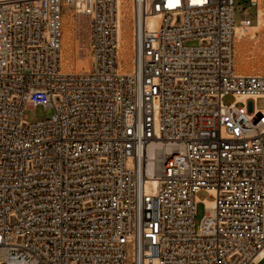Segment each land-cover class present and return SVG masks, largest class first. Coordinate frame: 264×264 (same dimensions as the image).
<instances>
[{
    "label": "built area",
    "instance_id": "built-area-1",
    "mask_svg": "<svg viewBox=\"0 0 264 264\" xmlns=\"http://www.w3.org/2000/svg\"><path fill=\"white\" fill-rule=\"evenodd\" d=\"M239 5L0 0V264L263 261L264 73L235 55L264 0ZM69 11L91 58L72 73Z\"/></svg>",
    "mask_w": 264,
    "mask_h": 264
},
{
    "label": "rangeland",
    "instance_id": "rangeland-1",
    "mask_svg": "<svg viewBox=\"0 0 264 264\" xmlns=\"http://www.w3.org/2000/svg\"><path fill=\"white\" fill-rule=\"evenodd\" d=\"M247 0H240L239 10L242 9V5L246 3ZM125 24L127 27L125 37L130 38L131 31V11L127 10ZM244 15H238L237 19L243 18ZM256 29H249L248 33L240 40L242 44H245L246 51L244 58L247 61V65H243L240 58H237V52L235 55L236 69L239 73H264V27H260L258 32ZM254 33H257L254 36ZM80 36L77 34L76 30V19L72 11L64 17V37H63V48H62V69L64 72H80L87 70L90 67L91 58L88 53L81 52ZM240 41L237 42V46ZM195 43H189V45H194ZM236 46V49H237ZM237 51V50H236ZM262 64V65H260ZM226 102H232L233 97L227 96L225 98ZM264 102L262 99L257 101L258 108H262ZM53 114L52 109H44L39 107L37 109H29L25 112V116L29 121L33 122L43 118H50ZM200 197H207L206 193H200ZM205 214V208L202 204L198 206L197 219H201ZM259 264H264V259Z\"/></svg>",
    "mask_w": 264,
    "mask_h": 264
},
{
    "label": "bare ground",
    "instance_id": "bare-ground-1",
    "mask_svg": "<svg viewBox=\"0 0 264 264\" xmlns=\"http://www.w3.org/2000/svg\"><path fill=\"white\" fill-rule=\"evenodd\" d=\"M126 18H127V16L125 15L124 17H123V20H124V24L122 23V30H121V35H122V38H123V40H124V38H125V40H124V44H125V48H124V52L125 53H127V52H130L131 51V48H130V46L128 45L129 44V42H130V40H129V38H127V37H125V33H126V30H127V27H126V25L127 24H125V21H126ZM251 29H256L257 31H255V32H258V30L260 29L259 27L258 28H251ZM242 32V31H241ZM247 33V32H246ZM246 33H241L240 35H239V40L238 41H240L245 35H246ZM241 42V41H240ZM246 48L247 47H245V44H242V42L241 43H239V45L237 46V58L239 59L240 58V61H241V63L243 64V65H247V61L245 60V58H244V55H245V51H246ZM260 65H262V64H260ZM87 70L89 69V67L88 68H86ZM153 149H162L161 148V145L159 144V143H154V144H152L150 147H149V155L151 156L152 154H153ZM158 151L159 150H157L156 152H155V154H158ZM150 165H151V163H150Z\"/></svg>",
    "mask_w": 264,
    "mask_h": 264
}]
</instances>
